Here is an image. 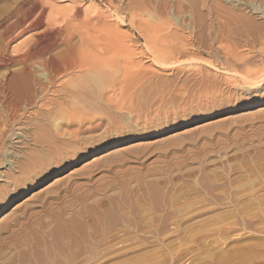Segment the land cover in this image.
I'll use <instances>...</instances> for the list:
<instances>
[{"label": "rangeland", "instance_id": "1", "mask_svg": "<svg viewBox=\"0 0 264 264\" xmlns=\"http://www.w3.org/2000/svg\"><path fill=\"white\" fill-rule=\"evenodd\" d=\"M26 1L0 0V88L25 62L35 93L0 101V264H264V0H28L95 63L53 79Z\"/></svg>", "mask_w": 264, "mask_h": 264}, {"label": "bare ground", "instance_id": "2", "mask_svg": "<svg viewBox=\"0 0 264 264\" xmlns=\"http://www.w3.org/2000/svg\"><path fill=\"white\" fill-rule=\"evenodd\" d=\"M27 1L23 2L22 6L20 7V9L17 8V10L19 12L20 11H24L25 7H27V6L30 7L29 5L31 4L32 11H30V12H33V13H36V14H34V17H31L30 19H29V17H30L31 14L29 16H26L25 19H28V20L25 21V24H27V25L29 24V27L33 26L36 29H43V28L45 30H46V28H47V30H48V28H55L56 29L54 35L50 36L52 38H50V40L47 42V44H45V47L44 48L42 47V50L34 51L33 55L34 56H38L40 58H43V56L45 57V55H47V56L50 55L49 53H53L52 50H54L55 46H57L56 44H57V42L59 40L61 41V45L63 47L58 52L56 57H52V54H51L52 58L49 57V59H43L44 61L42 60L44 68L49 72L50 79H53V77H55L57 75H60V74L62 75V73H65L67 71H72L74 69L81 70V69H85V68L86 69L87 68L90 69L92 67L95 68L94 67L95 63L93 62V60L92 59L90 60L89 58L85 57L86 54H85V52L82 51V49L74 48L72 46V44H71V36L72 35L70 34V31H69V20L66 18V16L62 15L61 9L59 7L51 8V9H49L46 12V9L44 7H42V6H39L38 3L34 2V1H31V3L28 1L29 3H27ZM76 2L77 1H75V3ZM105 2L108 3L107 0H105ZM28 10H29V8H28ZM70 11H72V16H71L72 18L81 16L80 15L81 9H79L76 6H74L73 10H70ZM22 24H24V23H22ZM74 24L75 23H73V25ZM79 26H77V27L79 28ZM18 30H20V29H18ZM33 55H31V58H32ZM27 56H29V55H27ZM25 59H26V57H25ZM25 64L26 63L24 62V64H22V66H21L20 70L18 71V73H14V75H12L10 77V79L8 80L7 86L4 89L2 87L0 88V98H1L0 101H2V98H4L3 95H4V92L6 91V92H9L11 94L12 98L14 99L13 101L17 102L19 100H24L26 102L27 106H29V107H31L34 104L35 93H34V88H33V86H34L33 84L34 83H32V79H33L32 77L34 75L32 76V74H31L32 72H30L31 67L29 69V67L27 65H25ZM122 81H124V80H122ZM125 84H126V82H125ZM125 84H124V86H125ZM75 92L76 91H74L73 97L78 99L82 92H80L79 95H78V93H77V95H75ZM70 95H72V94H70ZM70 101H71V99H70ZM70 103L73 104L72 102H70ZM71 104L69 105L70 108H72ZM8 119H9V117H8ZM3 127L4 126L2 124L0 126V139H1L2 134H3ZM38 165H39V163H38ZM38 165H36V167ZM37 169L38 168H36V170ZM60 221L61 220L58 219L59 224L61 223ZM226 262H228V261H226ZM235 263H237V262H235Z\"/></svg>", "mask_w": 264, "mask_h": 264}]
</instances>
